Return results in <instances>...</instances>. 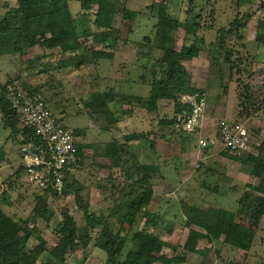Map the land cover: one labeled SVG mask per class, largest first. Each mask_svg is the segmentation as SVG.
Here are the masks:
<instances>
[{"label": "rangeland", "instance_id": "obj_1", "mask_svg": "<svg viewBox=\"0 0 264 264\" xmlns=\"http://www.w3.org/2000/svg\"><path fill=\"white\" fill-rule=\"evenodd\" d=\"M18 1L0 0V18L16 8ZM108 1L117 11L113 27L107 30L94 24L95 5L84 11L79 3L69 1L71 17L83 43L81 49L63 53L58 48L35 45L20 54L0 56V96L8 89L41 95L55 117L76 134L83 153L64 191L54 194L35 189L20 171L17 137L4 126L0 115V152L4 154L0 163V210L30 230L25 250L37 246L44 249L37 264H60L51 251L60 238L65 215L78 233L86 228L75 199L77 193L88 213L112 216L118 222L128 219L125 214L129 201L144 188L132 162L134 158L139 165L154 166L158 171L149 182L151 201L135 215L130 227L124 224V231L131 234L147 229L163 241L152 254L156 259L153 264H166L159 260L175 257H184L179 264H259L264 261V218L249 252L206 240L197 243V253H185L183 247L189 229L200 230L184 224L191 202L205 211L221 208L234 213L243 191L264 197L257 187L258 178L240 163L249 155H257L258 147L264 150V45L255 41L257 23L264 20V0ZM163 5L167 16L177 22L172 31L156 26V16ZM186 26L192 28L188 35ZM219 30L225 33L222 40ZM97 33L105 37L102 44L92 40ZM191 45L198 54L180 64L188 74L189 86L205 97L199 130L183 135L160 124L170 120L176 98L155 107L151 140L127 139L140 129L133 130L124 122L126 129H111L114 122L125 121L135 112L134 84L150 85L153 76H161L157 61L163 52H178ZM92 50L110 53L112 59H94ZM125 81L133 85L126 86ZM143 85L141 91H149ZM224 121L243 123L247 128L250 143L241 156L223 154L224 149L216 141L207 148L199 145L201 139L214 137L217 126ZM114 142L128 147L132 155L122 158L118 167L105 155V146ZM148 143L154 147L148 148ZM41 201L51 214L47 219L32 217V210ZM148 220L150 224L146 226ZM88 230V247L68 252L63 264H106L105 252L95 246L99 228Z\"/></svg>", "mask_w": 264, "mask_h": 264}, {"label": "trees", "instance_id": "obj_2", "mask_svg": "<svg viewBox=\"0 0 264 264\" xmlns=\"http://www.w3.org/2000/svg\"><path fill=\"white\" fill-rule=\"evenodd\" d=\"M70 0H19L17 7L8 10L0 18V56L6 54H20L24 49L39 45L40 47L54 49L58 48L60 52L68 53L81 49L83 43L80 42L74 26L73 18L69 10ZM79 3L81 10L88 11L92 6L97 7L94 24L98 28L111 29L113 19L116 15L115 8L108 0H73ZM248 1V0H239ZM158 22L156 24L162 31H172L177 27V22L170 19L166 14V6L163 5L158 10ZM189 26H186L185 34L191 33ZM236 29H239L238 26ZM231 32L228 31V33ZM220 39L225 34L224 30H219ZM49 35V37H46ZM225 37V36H224ZM95 44L103 43L105 37L103 33H97L92 38ZM255 41L264 45V20H260L256 26ZM201 43V39H199ZM94 59L111 60L112 54L102 52L101 50H92ZM198 54V49L193 45L183 46L178 52L170 49L163 52L161 59L157 62L162 71L159 78H153L149 85L150 91L146 103L150 101L171 100L176 98L174 110L169 121H160V124L172 127L175 115L183 108L177 99L184 94L195 92L189 86L188 74L184 72L180 62L190 60ZM155 75V71H152ZM2 89V88H0ZM4 92V91H3ZM202 93V92H200ZM4 93L0 96V115L4 119V126L17 137L20 131L16 127V121L13 118V112L8 102L4 99ZM180 94V95H179ZM179 95L178 97H176ZM60 121V120H59ZM238 123V122H237ZM149 134H131L127 139L140 140L149 137ZM218 131L215 138L217 139ZM25 139L33 138L32 132L22 134ZM73 135L76 134L73 132ZM77 138V136H75ZM78 139V138H77ZM80 143L77 141L76 148L79 156L83 158ZM149 148L154 147L148 143ZM105 155L111 159L112 165L118 167L122 158L131 157L128 147L121 146L117 142L107 144ZM230 154L227 150L222 152ZM131 155V156H130ZM134 157V156H133ZM4 159V154L0 152V163ZM130 159V158H129ZM136 166V171L141 175L140 182L144 188H138V192L129 201V206L125 214L124 221H113L112 216H95L88 213L87 207L80 203L78 193L75 196L78 203V209L83 212L86 228L81 234L78 233L73 223L65 215L60 230V238L51 254L55 261L63 264L65 255L68 252H74L77 249L88 247L91 236L88 228H99L98 236L95 241L96 247L105 252L106 264H153L156 259L152 254L157 247L163 243L161 239L149 232L147 229L136 230L131 234L124 231V224L130 227L134 221L135 215L146 207L151 201L153 192L149 184L151 176L158 171L157 167L148 165H139L136 159L132 158ZM241 165L249 168L250 175L258 178V188L264 192V150L257 148V155H249L245 160H240ZM20 171L23 172L20 166ZM248 171V170H247ZM25 175V174H24ZM72 180L71 174L67 175L64 189ZM76 186V182H72ZM78 188V187H77ZM130 188V187H129ZM131 189V188H130ZM64 191V190H63ZM236 212H230L221 208H210L201 210L195 206H188L186 210L187 219L184 224L186 228L197 227L199 231L189 229L186 243L183 247L185 253H197V243L200 240H206L207 243L220 242L226 244L232 249L242 252H249L255 239L259 221L264 217V197L257 196L250 191H243L238 202ZM46 204L41 201L36 204L32 210L33 218L47 219L51 216L45 209ZM149 216V215H148ZM154 216H150L152 218ZM155 218V217H154ZM150 221H146L149 226ZM31 237L29 229H24L10 217L0 210V264H37V261L44 251L41 246L32 250H25V246ZM130 247L126 248L127 245ZM184 257H175L172 259H160L166 264H179L184 262ZM259 264H264V261Z\"/></svg>", "mask_w": 264, "mask_h": 264}, {"label": "built area", "instance_id": "obj_3", "mask_svg": "<svg viewBox=\"0 0 264 264\" xmlns=\"http://www.w3.org/2000/svg\"><path fill=\"white\" fill-rule=\"evenodd\" d=\"M4 99L10 105L16 127L20 165L31 186L35 189L60 194L68 174L81 164L76 148L77 138L70 128L59 121L39 94L8 89ZM183 107L174 117L172 131L178 134L196 133L203 120L205 97L194 92L178 97ZM218 138L201 139V148L219 142L223 149L241 156L249 147V133L243 123L224 121L217 126ZM24 132H32L33 138L25 139Z\"/></svg>", "mask_w": 264, "mask_h": 264}, {"label": "crops", "instance_id": "obj_4", "mask_svg": "<svg viewBox=\"0 0 264 264\" xmlns=\"http://www.w3.org/2000/svg\"><path fill=\"white\" fill-rule=\"evenodd\" d=\"M3 6H4V4H3ZM123 84L126 85V86H128V85L131 84V86H132L133 85V82H127V81H125ZM134 85H135V87L133 86L132 88L134 90L136 89V93H133L134 94V99L133 100L135 101L136 106H137L135 112L133 114H131L129 116V118L125 119V121L124 120L123 121L121 120V122H114V124L111 126V129H112V127H114V129H116V128L122 127V126H123L124 129H126V127H128L126 125H129V126L134 127L133 130L135 128L140 129L139 132L133 131V134H138V133H142V132H146L147 131L148 133H150L149 134V139H150V138H153V135L152 134L155 131V129H154V123H153V119H154V115H155V110H156L155 107L159 106L158 105L159 102H163L165 100H160V101H157V102L150 101L149 104H147L146 103V100L148 98L149 91H150L149 84L146 82V85H143V83L141 82V85L139 83L138 87H136L137 86V83H135ZM142 85L144 87L145 86L146 87H149V91L142 92L141 91V88H142L141 86ZM127 99H128V97H127ZM129 100H131V99H129ZM152 103L154 104L153 108L151 107V104ZM160 106H161V104H160ZM123 122L126 125H124ZM135 146H138V145H135ZM152 153L154 155H157L158 154L154 150H152ZM184 195H185V193H184ZM189 206H195V207H197V208H199L201 210H204V208L198 207V204L197 203H194V202H191V204ZM263 218L264 217H262L261 220L259 221L257 233L260 230V223L263 220ZM257 233H256V235H257ZM214 243H219V242H214Z\"/></svg>", "mask_w": 264, "mask_h": 264}]
</instances>
